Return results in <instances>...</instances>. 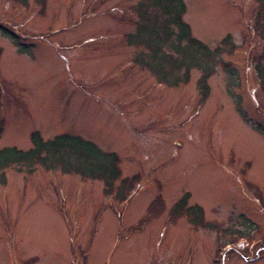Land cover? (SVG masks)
Segmentation results:
<instances>
[{"label": "rangeland", "instance_id": "374dc122", "mask_svg": "<svg viewBox=\"0 0 264 264\" xmlns=\"http://www.w3.org/2000/svg\"><path fill=\"white\" fill-rule=\"evenodd\" d=\"M146 2L0 0V147L78 135L134 177L5 168L0 264H264V0H183L207 77L164 80Z\"/></svg>", "mask_w": 264, "mask_h": 264}, {"label": "trees", "instance_id": "16d2710c", "mask_svg": "<svg viewBox=\"0 0 264 264\" xmlns=\"http://www.w3.org/2000/svg\"><path fill=\"white\" fill-rule=\"evenodd\" d=\"M147 6L157 9L158 15L150 20L151 23H140L134 34L138 42L151 49L148 59H143L144 63L163 80L169 77V74L165 73L164 63H169L171 68L176 70L184 67L185 77L191 67L202 68L206 78L208 68L199 61L198 52L212 51H208L205 45L190 36L189 26L182 19L185 7L183 0H147L146 5L139 4L142 17H145L143 19L148 16L145 15ZM159 21L161 23H157ZM174 27L177 30H174ZM183 40L186 42L183 43ZM165 47H168V52L164 51ZM255 68L259 79L264 82V68L259 65ZM202 82L204 98L207 94V85L204 80ZM117 161L114 152L103 151L93 142L78 135L60 134L44 139L38 132H33L31 146L27 149L16 146L0 147V173L9 166L18 164L30 166L39 163L46 168L60 167L62 171H73L85 177L102 179L108 189H111L114 182L121 177ZM130 180L132 182L134 177L129 179L121 177L116 193L118 194L125 185L129 188L132 184ZM182 200L179 202L182 203Z\"/></svg>", "mask_w": 264, "mask_h": 264}]
</instances>
